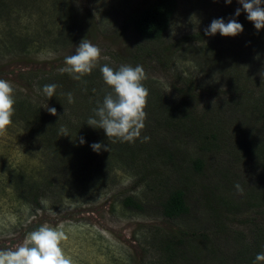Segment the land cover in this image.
Returning a JSON list of instances; mask_svg holds the SVG:
<instances>
[{
  "label": "rangeland",
  "instance_id": "374dc122",
  "mask_svg": "<svg viewBox=\"0 0 264 264\" xmlns=\"http://www.w3.org/2000/svg\"><path fill=\"white\" fill-rule=\"evenodd\" d=\"M149 1L0 0V78L13 83L15 97L20 93L38 106L43 118L32 121L26 133L14 117L0 136V248L14 247L49 224L67 234L64 248L74 264H254L264 252V236L256 234L257 227L264 232V29L255 28L238 0L230 5L225 0H176L162 38L141 40L128 17ZM219 18L226 23L235 18L244 31L235 37L205 36L204 29ZM84 38L102 49L103 58L77 81L61 70ZM105 64L114 70L124 64L145 69L149 96L141 139L116 141L117 146L103 129L91 127L95 134L76 147L85 157L70 156L68 140L85 134L82 127L111 91L100 72ZM46 76L49 84L67 88H57L48 99L42 87ZM186 102L194 120L202 122L195 132L205 136L194 133L188 119L185 125L183 118L171 121ZM53 103L60 105L56 116L45 108ZM49 125L59 131L56 141L62 150L54 155L39 132ZM62 127L69 136H61ZM144 136L150 139L143 142ZM156 140L172 160L162 151L150 154ZM106 142L110 152H103L116 158L110 164L115 168L104 170L111 182L83 185L82 170L99 158L90 145ZM196 159L204 164L199 170ZM46 176L52 185H45L42 197H21L24 184ZM173 188L183 191L188 210L168 219L160 214V204ZM127 197L141 208L125 207ZM156 229L181 239L177 253L182 258L162 262Z\"/></svg>",
  "mask_w": 264,
  "mask_h": 264
},
{
  "label": "clouds",
  "instance_id": "9594fccd",
  "mask_svg": "<svg viewBox=\"0 0 264 264\" xmlns=\"http://www.w3.org/2000/svg\"><path fill=\"white\" fill-rule=\"evenodd\" d=\"M242 9L247 13V19L251 21L259 31L264 29V0H238ZM226 4H231L232 0H225ZM241 14V9H236L235 16ZM244 31L243 25L235 18H230L226 23L223 18L214 19L211 24L204 29L205 36H214L219 33L224 37H235ZM102 49L93 44L89 39L84 38L75 48V53L66 56L65 67L62 72L68 73L72 79L80 81L86 75H90L102 59ZM102 78L107 86L111 88L103 102L93 109V116L87 120V124L93 128L103 129L107 138L113 142L135 143L141 139L142 130L145 128L147 113L145 111L148 103L149 89L145 87L144 81L147 75L143 65H121L118 70H114L107 64L100 67ZM59 85L52 83L43 87V93L51 99L56 94ZM69 104L75 102L71 92L67 93ZM15 89L10 80L0 78V136L7 133L13 125L15 115ZM53 115H57L55 107H45ZM61 136H69L68 129H60ZM150 137L144 136L143 142H147ZM83 137L79 138V143H85ZM93 151L100 153L102 150L110 152L109 144L93 143L90 145ZM122 162L120 160L121 165ZM125 167V165H122ZM108 174V170L105 171ZM112 175L107 178H96L95 183L105 185L111 182ZM87 187V188H88ZM235 189L238 194L243 195V187L237 183ZM41 204L47 206L48 201L41 199ZM68 236L62 228H57L49 224H43L38 229L28 234L23 242L14 247L0 248V264H74L72 257L68 255L64 248V243ZM254 264H264V252L258 253Z\"/></svg>",
  "mask_w": 264,
  "mask_h": 264
},
{
  "label": "trees",
  "instance_id": "16d2710c",
  "mask_svg": "<svg viewBox=\"0 0 264 264\" xmlns=\"http://www.w3.org/2000/svg\"><path fill=\"white\" fill-rule=\"evenodd\" d=\"M177 10V1L176 0H150L147 4L134 9L128 17V21L130 22V25L132 26L134 30V34L136 35L137 38L141 40H151V41H156L162 38L164 33L168 30L172 17L174 13ZM26 77V76H25ZM28 78V77H26ZM48 83L47 76L42 80V87ZM52 84V83H51ZM60 87L67 88L66 85H61ZM58 87V88H60ZM86 90L90 89L91 86H86L84 87ZM91 94L94 96L93 91H91ZM21 95L20 93L15 97L16 104H15V115L13 116L16 119L18 117L23 123H24V131L26 133L31 132L30 130V125L32 121L35 120H42V116L40 114V108L36 105H32L30 102L26 100H22L20 98ZM61 96V94H60ZM60 96L57 98V101L60 100ZM85 97V92L83 94ZM95 100V99H94ZM54 107L57 108L60 105H56L55 103ZM97 104V102H96ZM95 104V106H96ZM97 107V106H96ZM193 107L189 103H184L183 105L179 106V109L175 112L176 114L174 115V118L171 119V121H175L176 119H181L183 118L184 120V125L186 119L190 120L193 126V132L194 133H199L201 137L205 136V133L201 132H195L199 128H201V121H195V116L193 113ZM207 110V109H205ZM213 110V109H212ZM211 110V111H212ZM204 112V111H203ZM207 113H204L206 115ZM88 120V119H87ZM157 124H159V121L157 117L154 118ZM166 125H169V121L165 123ZM176 124V122H175ZM28 128V129H27ZM84 129L85 134L78 135L75 137H72V139H69L68 141L71 142V147L72 150L70 149L71 153L70 156H76L79 157L80 155L82 157H85L83 153L77 154L76 152V147L79 144V138L83 137L85 141H89L91 139V135L95 134L96 131L92 130L91 126L86 125L82 127ZM186 129V126H185ZM41 136L45 139L46 142L48 143V147L50 150L53 149L54 152L50 151L51 154L56 153L57 150H62L59 147V142H57V133H59L57 127H54L53 125L49 126H43V130L39 131ZM60 141L63 142L62 137L60 136ZM113 144L119 146L121 143L113 142ZM158 141H155V144L151 146V152L150 154H156L160 155L161 151L163 153H166L165 155L167 156V159L172 160L173 155L171 152L168 151L167 148L165 147H160V143H157ZM52 143L56 147H52ZM86 143V142H85ZM105 144H109V142H106ZM110 146V145H109ZM145 146H143L144 148ZM90 148V147H89ZM127 148L122 149L123 152H126ZM90 151L93 154H96L97 152L93 151L92 148H90ZM115 154L107 155L106 153L103 152V150L99 153V158L96 160L98 163L96 165H91L88 168L82 170V175H83V185H91L93 180L96 178H104L108 176V174L105 173V169L109 168L113 170L115 167L110 166L111 162L116 159ZM60 156H58L56 159H58ZM81 158V157H79ZM120 164V161H119ZM194 166L196 169H200L204 166L203 161L196 159L194 160ZM70 168L73 167V165H69ZM153 171V168H151ZM78 171L75 173L77 174ZM52 178L46 176L43 178L40 182L36 181H31L30 184H24L25 185V192H21V197H23L24 200H31V197L35 199L36 197H42L40 193H45V185H52L51 183ZM44 185V186H42ZM24 192V193H23ZM123 205L125 207H131V208H136L140 209L141 204L136 202L134 198L132 197H127L123 200ZM188 210V206L185 203V196L184 193L181 189H170L168 190L166 196L164 199L161 201L160 204V214L163 215L165 218L168 219H173L177 218L180 216L183 212H186ZM213 213L215 216H219L218 212L213 210ZM219 221H221L219 219ZM256 226H258L256 224ZM256 234L259 236H264V232L260 230V228H256ZM154 235L159 237V241L155 243V247L157 248V251L159 252V255L161 256L162 262H167L169 263L171 260L173 261L174 258H182L179 253H177V248L178 244L181 243V239L178 241L174 240L172 237L168 235L167 232L160 231L156 229L154 231ZM202 237L207 238V235L205 233L202 234ZM253 259V257H250Z\"/></svg>",
  "mask_w": 264,
  "mask_h": 264
}]
</instances>
